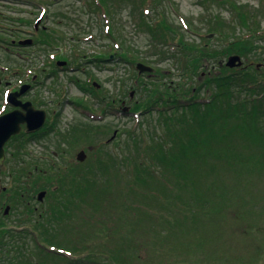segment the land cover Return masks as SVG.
I'll return each instance as SVG.
<instances>
[{"label":"rangeland","instance_id":"rangeland-1","mask_svg":"<svg viewBox=\"0 0 264 264\" xmlns=\"http://www.w3.org/2000/svg\"><path fill=\"white\" fill-rule=\"evenodd\" d=\"M236 40L242 53L227 54ZM238 69L264 79V0H0V108L26 85L17 99L45 112L4 145L0 264H264V134L196 150L183 180L152 158L169 139L162 115L131 116L180 80L212 96L206 79Z\"/></svg>","mask_w":264,"mask_h":264},{"label":"trees","instance_id":"trees-1","mask_svg":"<svg viewBox=\"0 0 264 264\" xmlns=\"http://www.w3.org/2000/svg\"><path fill=\"white\" fill-rule=\"evenodd\" d=\"M217 19L216 23L219 22L220 24V19ZM49 40L53 42V39ZM239 43L240 41L236 40V42L231 45L230 51H228L229 47H227V54L231 55L233 52L242 53L241 47H234V45H238ZM41 44L49 46L50 42H42ZM176 44L183 51L186 50V48H184L185 44L184 42L182 43L181 40H178ZM206 46L205 44L203 45L204 51L207 52L205 54L209 56L207 58L215 57L216 54L214 51L208 52L205 50ZM202 54L203 53H201L200 56H202ZM219 70L221 71L222 69L219 68ZM231 71H226V74L220 72V75L212 79H206V85L213 89L212 96L207 90L203 91V96L196 97L198 94L191 96L186 90L192 86V80L187 83L180 80V83H175L169 88L182 89L183 87L184 89L179 91L181 92L179 94L175 92L173 95L166 96L163 101L164 105L161 107L156 106V100H150L144 106V110L140 109L142 103H140V106L134 107L131 116L137 115L138 112L148 113L152 108H155L164 118L163 127L169 132L167 143L163 142V140H159L154 147L150 144H145L146 150H150V148L153 147L151 148V150L154 151V156L152 158L154 162H160L161 166H159L162 169L175 172L174 175H178L185 180V168L179 166V162L196 150L206 148L211 144L214 145V147H216V145L221 146L220 143H222L223 140L229 139L232 135L237 134L238 131L243 132L247 136L254 134L262 136V134H264V124L261 123V119L264 118V115L258 112L261 108L264 109V79H260L257 73L254 76V73H250L249 71V74H246L245 71L243 73L242 69L232 71V73ZM248 81L252 83L247 84V87H245L243 84ZM240 91L250 93L249 95H253L254 97L244 96L243 99L234 98V92ZM253 102H255V104ZM247 105L252 106L247 107ZM170 112H173V114L171 113V115ZM186 112L190 113L189 117ZM260 116H262V118L259 119L258 117ZM177 126L184 127V130H182L184 131L183 134L171 133L178 131ZM182 131L180 130V132ZM182 137H185V139H182ZM169 143L170 145H168ZM62 184L64 187V191L62 192L69 193L68 188H65V186H67V180L63 179ZM70 185L72 187L71 182ZM85 186H87V183ZM48 245L55 246L52 243ZM37 246L39 249L46 248L43 247V245L40 246L36 244V247ZM69 259L72 260L70 262L75 261L74 258Z\"/></svg>","mask_w":264,"mask_h":264},{"label":"water","instance_id":"water-1","mask_svg":"<svg viewBox=\"0 0 264 264\" xmlns=\"http://www.w3.org/2000/svg\"><path fill=\"white\" fill-rule=\"evenodd\" d=\"M30 40H27L23 44H29ZM59 66L64 65V63H58ZM226 67H239L241 65L240 58L238 56H231L227 58ZM138 73L150 72L152 69L141 63L135 66ZM27 86L24 85L19 91L10 93L7 97V103L9 106L15 108V110L0 116V165L2 160H4V145L10 139V137L15 136L19 133L20 125L24 124L26 132H35L40 128L45 120V112L43 110H36L33 108L30 102L22 103L17 98L24 94ZM18 108V109H16ZM85 153L80 151L76 155V159L79 162L85 160ZM44 193L38 195V200L42 199ZM8 210V209H7ZM7 210L5 213H7Z\"/></svg>","mask_w":264,"mask_h":264},{"label":"flooded vegetation","instance_id":"flooded-vegetation-1","mask_svg":"<svg viewBox=\"0 0 264 264\" xmlns=\"http://www.w3.org/2000/svg\"><path fill=\"white\" fill-rule=\"evenodd\" d=\"M65 69L63 68V69H61V71H64ZM18 91V88H17V90L16 89H12L10 92L12 93V92H17ZM20 102H22V103H25V102H28V101H20ZM1 107V106H0ZM1 109V108H0ZM13 110H15V108H13V107H9V106H4V108L2 109V111H0V116H2V115H4V114H6V113H9V112H11V111H13ZM22 128V127H21ZM29 177H27L26 179H28ZM27 181V180H26ZM11 186H9V188H10ZM3 188H1V190H2ZM3 191H4V189H3ZM5 211H6V209H5ZM5 211H3V214L4 215H6L7 213H8V211H7V213H5ZM29 225L27 226V224H22V225H20V226H11V228L13 229V230H17V228L18 227H20L21 229H19V232L20 233H26V232H29L30 233V231H28L29 230V226L30 225H32L31 223H28ZM1 227H0V230L1 231H4L3 232V234L5 235L6 234V232H7V230L6 229H8L10 226H9V224L8 223H3L2 222V224L0 225ZM11 232H14V231H11ZM31 234H32V236L35 238L36 237V235H35V233H33V232H31ZM24 236V235H23Z\"/></svg>","mask_w":264,"mask_h":264},{"label":"bare ground","instance_id":"bare-ground-1","mask_svg":"<svg viewBox=\"0 0 264 264\" xmlns=\"http://www.w3.org/2000/svg\"><path fill=\"white\" fill-rule=\"evenodd\" d=\"M13 93V92H12Z\"/></svg>","mask_w":264,"mask_h":264}]
</instances>
